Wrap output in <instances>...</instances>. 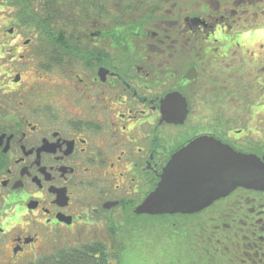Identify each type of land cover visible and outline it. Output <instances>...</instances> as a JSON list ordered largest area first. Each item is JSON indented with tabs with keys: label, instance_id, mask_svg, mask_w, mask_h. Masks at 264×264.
Masks as SVG:
<instances>
[{
	"label": "flooded vegetation",
	"instance_id": "1",
	"mask_svg": "<svg viewBox=\"0 0 264 264\" xmlns=\"http://www.w3.org/2000/svg\"><path fill=\"white\" fill-rule=\"evenodd\" d=\"M115 5L93 1L80 24L91 44L0 47V264L103 243L96 229L140 216L165 165L195 141L264 172V0ZM33 61V75L19 69ZM201 214L184 239L190 264H264L261 178L189 216Z\"/></svg>",
	"mask_w": 264,
	"mask_h": 264
},
{
	"label": "rangeland",
	"instance_id": "2",
	"mask_svg": "<svg viewBox=\"0 0 264 264\" xmlns=\"http://www.w3.org/2000/svg\"><path fill=\"white\" fill-rule=\"evenodd\" d=\"M46 0H38L39 3H45ZM94 1V0H93ZM105 2H115V8L113 11L119 9V4L123 0H104ZM126 1V0H124ZM133 1L136 0H127ZM147 2H155L157 0H145ZM177 2L180 7H192L193 10L198 9V6H202L207 0H169ZM219 3H229L230 0H217ZM92 3L90 5L89 14L90 18H87V21L91 22L94 18L93 15L97 10H92ZM189 3V4H188ZM171 3L167 4L170 5ZM188 4V5H187ZM246 4V3H245ZM242 5L240 10L251 12V7H247V5ZM166 5V6H167ZM81 5H78L76 9L78 10V15L82 18L85 13L80 12ZM111 11L112 7H107ZM214 11H216V5L213 6ZM183 11V10H182ZM181 11V12H182ZM229 11V10H228ZM15 12L14 7L4 5V1L0 0V47H23V41L27 42L28 45L25 47H46V43L44 41L45 38L36 32L33 26H28L26 24H18L15 20ZM185 12H187L185 10ZM58 15V13H56ZM202 14V13H201ZM77 15V17H78ZM261 18V16H260ZM108 17H103V21L111 22L112 20H108ZM70 21L66 19L63 23V28L65 29L64 38L68 39L70 34ZM99 21H97V24ZM108 25V24H107ZM257 26L264 27V20L258 21L256 23ZM130 28V27H129ZM7 29H13L12 33L7 32ZM57 29V25L53 22L51 24V30ZM82 30H76L74 38L77 41L74 43H62L66 45H78V44H91L90 41L84 39L82 35ZM233 35V34H232ZM264 36V33L261 32L256 36V41L261 40ZM229 39L230 36H225ZM84 40H83V39ZM122 36L116 37L114 43L119 46L122 41ZM134 38V37H132ZM137 39V38H136ZM240 36L236 37L234 42H238ZM62 40H64L62 38ZM262 46L264 47V39L260 41ZM110 47V46H106ZM37 62V61H36ZM38 63V62H37ZM35 62H30L28 67H21L20 70H26L27 72L32 73ZM10 70V68H7ZM152 191V190H151ZM148 191L146 196L151 192ZM204 220V214L198 216H184V215H166V216H148V215H140L134 216L133 214L128 213H119L118 217L113 222L102 223L101 228L96 229V240L102 241L103 243H99V245H103L105 247V251L109 252V254L118 255L117 259H112L111 264H190L189 259L190 255L187 248V243L184 239L188 238L191 231L190 225H197L198 223L202 224ZM100 223V222H99ZM119 227L120 229L115 230L113 235L109 233V228ZM112 231V230H111ZM191 237V236H189ZM180 238L179 242L178 239ZM184 243V246L179 248L178 244ZM67 248H82L83 246H94V244L89 242H79L74 240L68 244H65ZM101 247V246H100ZM201 245L198 246L200 249ZM54 248L48 247L45 248L44 251L41 252V255L46 254V256L50 253L53 254ZM119 251V254L116 252ZM51 254V255H52ZM42 260V259H41ZM40 258H36L33 260L34 263L38 264ZM30 262V261H29Z\"/></svg>",
	"mask_w": 264,
	"mask_h": 264
},
{
	"label": "water",
	"instance_id": "3",
	"mask_svg": "<svg viewBox=\"0 0 264 264\" xmlns=\"http://www.w3.org/2000/svg\"><path fill=\"white\" fill-rule=\"evenodd\" d=\"M208 143L205 139L195 141L173 155L134 213L192 215L237 186H254L260 178L264 182V172L252 158L225 151L216 154Z\"/></svg>",
	"mask_w": 264,
	"mask_h": 264
},
{
	"label": "trees",
	"instance_id": "4",
	"mask_svg": "<svg viewBox=\"0 0 264 264\" xmlns=\"http://www.w3.org/2000/svg\"><path fill=\"white\" fill-rule=\"evenodd\" d=\"M2 1H4V5L14 7L16 10L15 20L18 24L33 26L36 32L38 31L42 38L46 39L44 43L55 45L75 43L77 41V39L74 38L75 32L81 29V22L83 23L85 19L90 17L88 7L91 5V2H93L92 0H46L45 3L42 4L39 3L38 0ZM78 5H81L80 12L86 10L82 18L78 15V10L70 9L76 8ZM56 13H58V15ZM85 16H87V18ZM66 19L70 21V34L68 39L64 38L65 29L63 28V23ZM53 22L57 25V29L51 30V24ZM119 24V22L116 23L117 26H119ZM116 35H119V33ZM62 38L64 40H62ZM112 228L113 231H118L120 229L119 227ZM94 245L96 247L89 245L83 246L82 248L72 247L58 250L54 252V256L51 258H44L40 264H111L112 259H117L118 255L112 256V254L104 250L105 247L103 245ZM116 252L119 254V251Z\"/></svg>",
	"mask_w": 264,
	"mask_h": 264
}]
</instances>
